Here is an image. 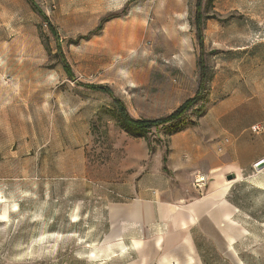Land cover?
<instances>
[{
  "label": "rangeland",
  "instance_id": "rangeland-1",
  "mask_svg": "<svg viewBox=\"0 0 264 264\" xmlns=\"http://www.w3.org/2000/svg\"><path fill=\"white\" fill-rule=\"evenodd\" d=\"M34 2L47 21L0 0V264H264V0ZM202 53L201 98L148 140L85 88H108L134 119L164 118L197 95ZM213 164L231 211L213 224L158 211L134 230L112 223L120 185L151 173V196L183 210Z\"/></svg>",
  "mask_w": 264,
  "mask_h": 264
},
{
  "label": "crops",
  "instance_id": "crops-1",
  "mask_svg": "<svg viewBox=\"0 0 264 264\" xmlns=\"http://www.w3.org/2000/svg\"><path fill=\"white\" fill-rule=\"evenodd\" d=\"M186 168V163L183 164ZM213 178L211 187L207 194L195 202L184 203V209L178 206L174 199L172 202L158 204L159 197L153 198L150 190L152 186L148 185L154 181L150 174H145L138 179L134 190L130 184L120 185L118 196L125 201L114 203L110 209V218L113 224L121 230L124 226H129V230H134L140 226L151 225L156 222V213L158 211L161 218L168 220V223L176 224L183 219L186 225H194L204 220L205 223L213 224L216 222L217 212L220 210L230 211V204L227 201L228 190L223 182L226 166L217 164L212 165ZM156 181V180H155ZM134 191V192H133ZM184 200H188L187 196ZM186 202V201H185ZM192 202V203H191ZM225 219L226 218H222ZM136 246L140 247L142 242L136 241Z\"/></svg>",
  "mask_w": 264,
  "mask_h": 264
},
{
  "label": "trees",
  "instance_id": "trees-1",
  "mask_svg": "<svg viewBox=\"0 0 264 264\" xmlns=\"http://www.w3.org/2000/svg\"><path fill=\"white\" fill-rule=\"evenodd\" d=\"M32 8L39 13V15L42 17L44 21H47L46 16L44 13L39 9V7L35 4L34 0H26ZM114 15L108 16L109 19H112ZM108 19V20H109ZM106 21V20H104ZM197 24H198V37L200 41L202 42V19H201V14L198 13L197 16ZM51 30L54 35H57L56 30L52 27ZM60 50V56L62 58V61L64 63L66 72L68 73L69 76L73 77V71L69 64L66 62L63 53L61 52V48L58 47ZM199 66H200V80H199V89L197 91V95L186 101L177 111L172 113L171 115L164 117V118H159V119H134L127 111L125 106L121 103L119 99H117L114 94L112 93L111 90H109L106 87H100V86H92V85H86L85 88L87 89H92V90H97V91H102L107 93L109 96L112 97L114 100V103L116 105L117 111H118V116H119V123L120 126L129 133H132L133 135L137 137H144L146 140L147 134L150 133L154 129H160L163 128L167 125H170L178 120L181 119V117L190 110V108L201 98V92L204 89L205 83L207 82L208 79V71H207V66L204 61V53L200 56L199 59ZM149 146V151L152 152L154 148L151 147L150 143L148 144ZM163 163L164 165L167 163V157L164 156L163 158ZM164 171L167 170V168L164 166L163 168Z\"/></svg>",
  "mask_w": 264,
  "mask_h": 264
},
{
  "label": "built area",
  "instance_id": "built-area-1",
  "mask_svg": "<svg viewBox=\"0 0 264 264\" xmlns=\"http://www.w3.org/2000/svg\"><path fill=\"white\" fill-rule=\"evenodd\" d=\"M208 183V177L205 175L202 176H197V178L195 179V187L197 189L203 190Z\"/></svg>",
  "mask_w": 264,
  "mask_h": 264
},
{
  "label": "water",
  "instance_id": "water-1",
  "mask_svg": "<svg viewBox=\"0 0 264 264\" xmlns=\"http://www.w3.org/2000/svg\"><path fill=\"white\" fill-rule=\"evenodd\" d=\"M264 167V161H261L260 163L256 164L257 169H261Z\"/></svg>",
  "mask_w": 264,
  "mask_h": 264
},
{
  "label": "bare ground",
  "instance_id": "bare-ground-1",
  "mask_svg": "<svg viewBox=\"0 0 264 264\" xmlns=\"http://www.w3.org/2000/svg\"><path fill=\"white\" fill-rule=\"evenodd\" d=\"M227 185V184H226ZM230 188V186H226V189H229ZM8 215V214H7ZM6 218V217H5Z\"/></svg>",
  "mask_w": 264,
  "mask_h": 264
}]
</instances>
